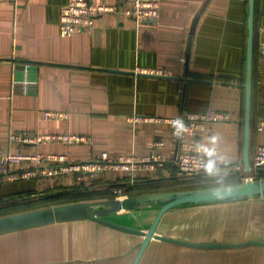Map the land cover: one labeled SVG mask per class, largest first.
<instances>
[{"label":"crops","instance_id":"0c3cea01","mask_svg":"<svg viewBox=\"0 0 264 264\" xmlns=\"http://www.w3.org/2000/svg\"><path fill=\"white\" fill-rule=\"evenodd\" d=\"M66 2L0 0V149L64 153L83 161L103 151L145 156L155 141L164 140L167 159L150 174L133 177L158 180L139 189L131 182L122 184L128 176L123 170H106L81 180L70 176L56 185L52 199L42 207L112 198L108 194L117 183L125 188H117L113 197L154 193L144 189L155 184L160 192L179 189L188 178L176 176L179 140L169 120L188 112L219 110L230 115L227 121L208 124L205 143L219 151L214 170L228 174L237 165L245 170L248 0H161L158 19L136 24L119 12L103 13L91 31L64 36L60 22ZM253 70L251 156L264 144V132L256 129L264 118V0H255ZM46 111L65 116L47 119ZM134 116L140 117L135 124L130 120ZM12 132H72L92 141L22 143L10 139ZM51 183L0 176V211L7 199L21 201L26 193L52 187ZM158 211L148 206L107 218L147 230ZM156 232L198 243L264 241V198L173 207L164 213ZM142 240L138 234L92 219L56 222L0 234V264H132ZM139 264H264V247L206 249L153 238Z\"/></svg>","mask_w":264,"mask_h":264},{"label":"built area","instance_id":"2783aa9c","mask_svg":"<svg viewBox=\"0 0 264 264\" xmlns=\"http://www.w3.org/2000/svg\"><path fill=\"white\" fill-rule=\"evenodd\" d=\"M161 0H120L117 4H109L105 1L95 0H67L62 7L60 31L64 36H71L83 31H91L95 19L103 13H121L131 18L136 24L145 20H155L160 15ZM157 74H167L165 69L143 70ZM45 118L58 119L65 116L58 111H46ZM230 115L225 111L207 110L204 112H188L180 118L170 119L174 124V136L179 140V151L176 156L175 166L179 175L200 176L215 166L219 157V151L215 147L205 143L210 122L227 121ZM134 124L140 117L131 119ZM155 120V118H150ZM258 132H264V118L260 119L256 127ZM10 139L26 143L60 142L67 145L82 142H91V137L72 132L67 133H18L12 132ZM165 141L157 140L154 149L148 155L136 156L120 155L112 156L107 151L87 160L77 161L68 154H25L22 152L4 153L0 149V176L10 180L19 179H50L52 187L63 182L65 178L73 176L81 180L87 175H95L106 170H123L129 176L134 177L137 173L155 170L158 165L166 161L164 154ZM239 171L242 179H258L264 171V144L256 147L251 157V170L246 172L240 166L234 167ZM51 187V186H50ZM116 191V190H115Z\"/></svg>","mask_w":264,"mask_h":264},{"label":"water","instance_id":"95a60500","mask_svg":"<svg viewBox=\"0 0 264 264\" xmlns=\"http://www.w3.org/2000/svg\"><path fill=\"white\" fill-rule=\"evenodd\" d=\"M248 44L245 79V115L244 143L242 164L246 172L251 170V120H252V87L254 72V31H255V0H248ZM197 17L190 29L186 49L185 64L189 62L190 51L196 29ZM264 198V178L247 179L238 183L219 186L177 189L154 193L138 194L126 197H113L92 201H75L29 209L0 216V234L26 228L52 224L56 222L78 219H92L113 228L138 234L143 237L132 264H139L151 239L190 246L194 248H239L247 246H263L264 241L249 239L243 242H210L198 243L177 239L157 233V227L164 213L170 208L185 204H205L235 202L248 199ZM156 206L159 211L149 229H138L125 226L107 218L111 213L133 210L141 207Z\"/></svg>","mask_w":264,"mask_h":264},{"label":"trees","instance_id":"16d2710c","mask_svg":"<svg viewBox=\"0 0 264 264\" xmlns=\"http://www.w3.org/2000/svg\"><path fill=\"white\" fill-rule=\"evenodd\" d=\"M253 154H252V156H253ZM215 166L211 167V169L209 170V172H212V173H214L216 175H218V174L226 175V174H224V172L222 173V171H216V170H214L215 169ZM232 173H234L233 176H237L239 174L237 171H231V173L229 172L228 174H232ZM176 176L179 177L180 175L176 173ZM239 176H241V175H239ZM185 177H188V178H195V177L196 178H199V177H201V175L200 176H185ZM263 177H264V172H263ZM30 179L36 180V179H33V178H30ZM19 180H26V179H19ZM27 180H29V179H27ZM13 181H18V180H13ZM130 182H131V185L132 186L134 185L133 188H135V187L137 188L138 187L137 189H139L140 188L139 186L152 185L153 183H157L158 180H154L153 181V179H151L150 177L133 178V177H131V176L128 175L127 177L124 178V183L122 182V184L124 185V184L130 183ZM159 182H160V180H159ZM186 182L187 181H185L184 183H186ZM123 185L118 184V183L116 185H113L112 189L110 190V194H108V195L113 198V196L116 194L115 190H117V188H122V187L125 188ZM55 187L56 186L49 187V188H45L44 190L34 189V190L30 191L29 193H26L25 194V198H22L21 197V200H23L25 203H28V204H34V206H32L30 208H27V209L36 208V204L39 205L41 203V200H43V199L44 200L52 199L51 198L52 196L50 195V193H52L54 191ZM156 188H157V185L155 184V185H153L151 187V189H144V188L143 189L146 192H148L149 190H153V189L155 190L154 192H160V191H158L159 189H156ZM172 190H175V189H172ZM150 192H152V191H149V193ZM13 202H14V200L13 201L10 200V201L6 202V204L7 203L10 204V203H13ZM2 208L4 210L6 208V206L5 207H2Z\"/></svg>","mask_w":264,"mask_h":264},{"label":"rangeland","instance_id":"374dc122","mask_svg":"<svg viewBox=\"0 0 264 264\" xmlns=\"http://www.w3.org/2000/svg\"><path fill=\"white\" fill-rule=\"evenodd\" d=\"M239 173V172H238ZM234 173L232 174H226V175H223V174H214L212 172H208V173H205L203 175H201V177L199 178H188L186 181V183H184L183 186H179L177 188L179 189H190V188H200V187H210V186H219V185H225V184H232V183H238V182H241L243 181L244 179H242L240 175V173L237 175V176H233ZM258 179H261L260 177ZM10 200H14L13 198H9L6 200L7 201H10ZM47 200H41V203L42 205H44V203H46ZM37 205L36 204V207H40L41 205ZM56 205V204H55ZM34 206V204H28V203H25L23 200L21 201H16V202H13V203H7L6 204V208L2 211H0V215H3V214H12V213H16V212H20V211H25L26 210H29L27 208H30ZM42 207V206H41ZM31 209H35V208H31Z\"/></svg>","mask_w":264,"mask_h":264}]
</instances>
